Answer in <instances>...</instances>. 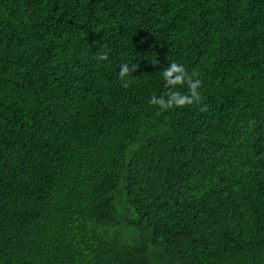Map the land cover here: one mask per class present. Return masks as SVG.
Listing matches in <instances>:
<instances>
[{
  "label": "trees",
  "instance_id": "trees-1",
  "mask_svg": "<svg viewBox=\"0 0 264 264\" xmlns=\"http://www.w3.org/2000/svg\"><path fill=\"white\" fill-rule=\"evenodd\" d=\"M0 264H264V0H0Z\"/></svg>",
  "mask_w": 264,
  "mask_h": 264
},
{
  "label": "clouds",
  "instance_id": "clouds-1",
  "mask_svg": "<svg viewBox=\"0 0 264 264\" xmlns=\"http://www.w3.org/2000/svg\"><path fill=\"white\" fill-rule=\"evenodd\" d=\"M97 59L106 60L107 54L98 55ZM155 66V63L153 64ZM138 65L132 64L131 68L129 64L125 63L120 66L119 77L123 80L130 73L137 71ZM162 76L165 82V88L169 89L165 94L157 97L153 95L149 103L152 105L158 106L161 110H169L172 108H184L188 105H201L199 111L206 112L208 106L203 104L201 95L198 92V89L201 87L202 81L197 78L199 73L193 71L189 73L182 64H179L175 61L168 64L166 68L162 69ZM130 81L123 83V87L127 88ZM187 85L188 93L184 94L180 91H173L177 85Z\"/></svg>",
  "mask_w": 264,
  "mask_h": 264
}]
</instances>
